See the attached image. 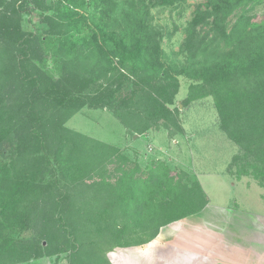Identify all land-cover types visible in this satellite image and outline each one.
Returning <instances> with one entry per match:
<instances>
[{
    "label": "trees",
    "instance_id": "trees-1",
    "mask_svg": "<svg viewBox=\"0 0 264 264\" xmlns=\"http://www.w3.org/2000/svg\"><path fill=\"white\" fill-rule=\"evenodd\" d=\"M47 1L0 0V264L62 254L69 264H112L109 253L147 245L205 209L209 198L189 172L143 168L125 149L67 126L88 108L110 111L132 137L183 135L173 108L180 76L192 82L182 105L211 97L239 147L230 174L264 186V25L250 15L261 0L198 4L176 65L164 62L150 16L186 0H142L118 27L81 16L86 0ZM29 4L52 11L57 76L43 66V38L23 28Z\"/></svg>",
    "mask_w": 264,
    "mask_h": 264
},
{
    "label": "rangeland",
    "instance_id": "rangeland-1",
    "mask_svg": "<svg viewBox=\"0 0 264 264\" xmlns=\"http://www.w3.org/2000/svg\"><path fill=\"white\" fill-rule=\"evenodd\" d=\"M206 1L186 0L185 4L177 7L151 10L150 20L152 26L161 35L163 60L167 65L172 63L176 65V62L185 60L181 49L187 37V28L196 6ZM141 2L142 0H110L107 10H104L102 9L104 6L97 7L95 0H86V4L78 8V11L81 16L90 20L112 23L114 27H118L124 21L121 18L127 14L128 16L135 14ZM47 4H53V0H48ZM250 8L253 21L264 25V0L252 4ZM51 13L52 11L45 12L37 9L35 4L26 5L22 12L23 28L43 38L47 53L43 66L57 76L59 73L55 57L57 41L56 38L48 35L49 26L47 25V16ZM237 13L229 18L231 22L237 19ZM114 19H117L119 23H114ZM80 26L82 30H85L89 24L84 22ZM206 31L207 28H204L203 35ZM179 81L180 91L173 108L180 106L178 115L184 128V134L171 138L168 131L162 129L155 138L144 139L136 149L141 150V154L147 152L146 157L142 154L147 160L144 166L140 161L139 164L147 168L154 162H161L170 167L176 175L180 172H189L190 176L197 177L194 173H199L213 202L220 204L228 201L234 204L238 201L263 212L264 186L250 176L237 178L232 175V178L227 171L233 157L241 151L221 130L213 99L208 97L183 106L192 82L184 76H180ZM67 126L115 146L122 147L125 143L126 145L133 143L131 134L127 133L123 125L108 110L83 109L67 123ZM175 138L176 143L172 142ZM155 144L164 147L165 152ZM236 170L235 168L234 172ZM23 236H30V233H25ZM143 249H146V246L117 249L113 254H116L119 264H142L147 260L140 253ZM30 264H69V261L67 254H62L44 257Z\"/></svg>",
    "mask_w": 264,
    "mask_h": 264
},
{
    "label": "crops",
    "instance_id": "crops-1",
    "mask_svg": "<svg viewBox=\"0 0 264 264\" xmlns=\"http://www.w3.org/2000/svg\"><path fill=\"white\" fill-rule=\"evenodd\" d=\"M158 134L150 131L134 135L133 143L121 148L144 166L147 158L142 154L146 157L147 152L141 154L136 148L144 139ZM172 142L176 143V138ZM155 145L165 152L164 147ZM229 166L227 171L232 177ZM194 174L209 198L208 205L196 215L162 227L158 237L140 251L147 259L142 264H264V211L238 201L213 202L201 175ZM113 252L108 256L112 264H119Z\"/></svg>",
    "mask_w": 264,
    "mask_h": 264
}]
</instances>
